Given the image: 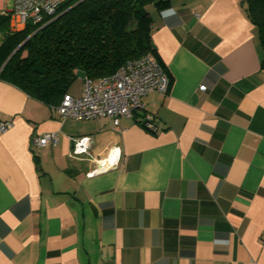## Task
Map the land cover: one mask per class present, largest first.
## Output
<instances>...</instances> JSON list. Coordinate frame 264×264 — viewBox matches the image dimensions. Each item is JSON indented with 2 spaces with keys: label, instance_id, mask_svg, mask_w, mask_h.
<instances>
[{
  "label": "crops",
  "instance_id": "1",
  "mask_svg": "<svg viewBox=\"0 0 264 264\" xmlns=\"http://www.w3.org/2000/svg\"><path fill=\"white\" fill-rule=\"evenodd\" d=\"M169 2L147 8L168 91L118 126L0 78V264H264V48L239 0Z\"/></svg>",
  "mask_w": 264,
  "mask_h": 264
},
{
  "label": "trees",
  "instance_id": "2",
  "mask_svg": "<svg viewBox=\"0 0 264 264\" xmlns=\"http://www.w3.org/2000/svg\"><path fill=\"white\" fill-rule=\"evenodd\" d=\"M239 2L264 48V0ZM169 4V0H66L53 15L15 31L9 27V16L0 15V78L57 105L76 72L97 79L113 74L129 59L150 54L171 82L153 46L146 8L161 10Z\"/></svg>",
  "mask_w": 264,
  "mask_h": 264
},
{
  "label": "built area",
  "instance_id": "3",
  "mask_svg": "<svg viewBox=\"0 0 264 264\" xmlns=\"http://www.w3.org/2000/svg\"><path fill=\"white\" fill-rule=\"evenodd\" d=\"M12 7L7 8V0H0V15L9 16L11 30H20L27 22H41L45 16L53 15L61 3L66 0H11ZM170 86V79L162 69L157 59L145 54L127 60L116 72L97 79L84 76L81 93L73 96L64 94L59 104L52 107L61 118L99 119L108 118L113 126L119 125L121 117H130L133 112L142 107V98L149 92L165 94ZM205 89V85H200ZM12 125L10 119H0V133ZM147 127L155 129L153 123ZM91 137L81 136L72 139L71 154L87 153ZM56 132H43L32 138V144L37 147L55 144ZM114 149L109 150V157L103 162H97L87 172V175L106 170L117 163L120 152L111 160ZM110 158V159H109ZM264 245V236H262Z\"/></svg>",
  "mask_w": 264,
  "mask_h": 264
},
{
  "label": "rangeland",
  "instance_id": "4",
  "mask_svg": "<svg viewBox=\"0 0 264 264\" xmlns=\"http://www.w3.org/2000/svg\"><path fill=\"white\" fill-rule=\"evenodd\" d=\"M7 8H11L12 7V1L11 0H7ZM149 8V5L146 7ZM23 54H25V52H23ZM82 85V80L80 78V76H76V79L74 80V83L72 84L71 88L75 91H78L81 88Z\"/></svg>",
  "mask_w": 264,
  "mask_h": 264
},
{
  "label": "water",
  "instance_id": "5",
  "mask_svg": "<svg viewBox=\"0 0 264 264\" xmlns=\"http://www.w3.org/2000/svg\"><path fill=\"white\" fill-rule=\"evenodd\" d=\"M14 52H15V51H13L12 54H13ZM12 54H11V55H12ZM11 55H10V56H11ZM10 56L7 58V60L10 58ZM7 60H6V61H7ZM79 73H81V72H79ZM81 74H82V73H81ZM82 75H83V74H82ZM148 123H150V120L147 119V118L144 119L143 122H142V124H143L144 126H147Z\"/></svg>",
  "mask_w": 264,
  "mask_h": 264
}]
</instances>
